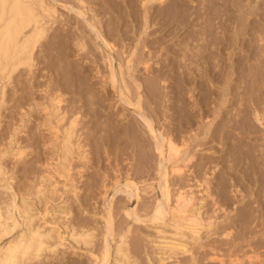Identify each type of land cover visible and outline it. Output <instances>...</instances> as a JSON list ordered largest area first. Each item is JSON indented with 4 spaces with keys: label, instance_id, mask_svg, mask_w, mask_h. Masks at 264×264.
<instances>
[{
    "label": "rangeland",
    "instance_id": "374dc122",
    "mask_svg": "<svg viewBox=\"0 0 264 264\" xmlns=\"http://www.w3.org/2000/svg\"><path fill=\"white\" fill-rule=\"evenodd\" d=\"M85 1H86L85 8H84L85 16H80L79 18V16H77L76 14L78 10L75 9L76 6H74L75 3L73 0H69V1L68 0H61V1L58 0L57 1L58 3L54 2L53 0H49V3L53 5L54 7H56L55 9L60 15V19L58 20V22L55 23V25H53L48 36L52 37V35L54 36V34H59L60 32H62L63 31L61 30L63 29L62 27L64 26L67 27L66 22L70 23V24L68 23V26L73 25V28H71L72 30L80 26H84L86 29L87 28L86 21H89L91 18V13L88 12V8H90V6L91 8L96 7V11L100 13L101 3L99 2H101L102 0H85ZM95 1L100 6H98V4ZM120 1L122 2V4H124L123 0H119V3H121ZM137 1L139 2V0H135V8H136V11L140 13L142 9L140 8V4ZM182 1H184L185 3V4L182 3L184 6H181ZM211 1L210 0H197V1H194L192 4V1L190 0H169L167 1L168 5H165L167 3H163L165 6L162 4L158 5L159 3L157 1L156 2L154 1L151 4L152 6L149 5L150 6L149 11L151 10L149 16L150 18H152L153 21L150 22L151 25L150 23L148 25L149 28L146 32L148 35L141 36L140 40L138 36H136L138 35L137 34L138 30L135 29L134 25H137L138 22L136 23L134 21L132 22V19H133L132 16L134 13L131 12L132 16L130 17L128 16L125 19V23L127 25L126 24L119 25L120 30L123 31L119 33H124L128 31L127 33L128 39L122 40V38H120V36L117 35L115 36V38L110 40L116 46V52L113 53L115 55L113 57L114 58L116 57V59L113 63L117 64L120 62L121 65H123V67L125 66L124 65L125 57H123L125 54H122V51L128 52L132 46H135L134 45L135 43L138 44L137 48L139 49V52H141L143 55H146V56H148L147 51L149 47H151L150 51H153V52L155 51L154 49H156L155 51L156 54L154 52L151 55H149V57L152 56V59L150 60L149 63L153 67L152 70L157 71V69L162 66L164 67L163 70L165 72L164 74L165 77L161 78V80L157 83V86L152 85V88L154 90H151V91L156 93V95L160 97L156 99V102L153 101L152 99L150 100V98L147 97V95L149 96L151 94L150 92H148L149 90L147 89L148 88L147 86L149 85V80L151 83L152 80L149 78L153 77V74H149V77L147 75H144L145 72L143 70L142 65L136 66V69H135L136 71L134 72V74L139 77V81L141 83H144V87L146 88V91L143 90L142 92L143 93L142 95L144 97L142 99V105L144 108V112L147 115L149 113V116L152 117L151 119L155 122V123L153 122L154 128H156V130L158 128L157 131L163 132V134L165 132L164 135L168 134L169 136H172V138L177 137L178 140H180V138L181 139L185 138L188 141H189V137H192V135L194 134L196 135L195 136L196 138L192 137L194 139H190L189 144H188L189 145L188 152L192 153L194 151L195 153L194 154L195 158L192 161L193 164L190 163L188 167L185 168L183 172H181V174H179L180 176L178 174H176L177 176L173 174L174 175L173 176L170 173L171 178L169 177L170 178L169 181H170V189L172 193L174 192L173 195H175V193H177L178 190H181V191H190L195 196L194 208L200 209L199 210L200 216L202 218V222L204 225V228L201 229L200 231V234L198 237L199 239L198 240L184 239V241H186L185 243L187 244L186 249L189 250L186 253L181 250H178V252L176 251V253H173V252L171 253L170 251H164L158 248L157 245H159V247L160 246L163 247L165 242H170V240H172V235L170 233H172L173 230L170 227L164 226L163 223H160V222L152 223L151 221H146V222L140 223L135 220L134 216L128 217L125 214V211L130 212L133 210L137 214H140V216L142 217L144 215L149 216L148 213H151V210L154 207V204L156 202L155 200L158 197H159L158 199H161V195L159 192V186H158L160 183V176L157 174L159 158L158 156H156L157 154L153 149L154 141L151 138V136L148 135L147 131L145 130L146 128L142 124L138 111L133 109L132 107L125 106V104H123L120 101V98L117 97V92H115L117 90L112 89L108 82L104 84L99 77H96V75H94L96 74L95 73L96 71L94 70L95 67L94 65H92V63H89V62L90 60L93 59L92 58L93 54L99 57L102 55L101 50L96 49L94 45V43H97V45L99 44V46H101L102 43L99 40H95L94 38L95 35L93 34V32L90 31L88 27L86 29L87 35L85 37V42L89 40L86 43L89 46V47L87 46V49L90 48V50L88 51V54L86 52L84 56L85 58H83V55L81 56L80 52H78V50L75 48L73 41L71 39H68L69 42H67L65 46L68 47V45L70 44L68 49L71 51V54L73 53L74 54L71 56L69 50H67L69 51L68 53L67 52L61 53V51H64V49L66 51V48L62 50L61 48L65 46H60L61 50L58 49L60 50L58 52L61 53L59 61L60 60L63 61L62 60L63 58L64 62L66 61L65 63H68V64L72 63L73 66L74 65L76 66L72 67V65L70 64L71 69L70 68L66 69L67 68L65 67L66 64L64 65L63 62L60 61L61 62L60 63L57 61L58 59H56V61L59 63V67L61 65V70L66 69V73L70 74L71 72H74V71H75L74 73L80 72L78 73V75H75L76 78L78 77L77 78L78 80L82 78L83 75H85L79 81L76 78L74 80V83L76 85L78 84V86L80 84V87L77 88L76 86L74 88V87H71L68 83L66 85V83H63L62 81L61 83L63 84H61V86L65 84L64 86H62L63 88L69 85L67 88H70V90L71 89L72 90L69 91L66 87L64 89L65 91L63 90L62 87L60 88L61 91H59L60 89L57 90L59 94L61 93L62 95L61 97H63L62 99L64 100V102L61 104L62 105L61 107H63V104L64 106H66L67 104L69 105L67 106V108H69L70 110L75 104L76 110L74 109V111L75 112L79 111L78 113L81 118H80V123H79L80 125L78 126L79 127L78 133L79 134L81 133L80 141L84 147L86 146L84 150L87 153V158H88V161L86 164V161H83V160L78 161L77 157L74 155V158L72 160V165H71V168L73 170H71L70 172L71 177L74 178V182H75L73 183L72 186L70 185L69 182L65 183L64 178L58 177L56 173H54L53 171L54 164H55L54 162H56V159L54 158V156H53V159L50 157L51 150L48 145V141L53 139L52 137L53 135H49L46 129L42 126V121L45 118V113L41 109V107L39 108L35 105L36 102L43 103L46 101V98H47L46 94L43 96L45 90L43 91L40 88L38 89L36 88L35 90V89H32L33 88L32 86H31L32 91L30 89L29 91L21 90L20 88L24 80L27 77H29L26 73L27 71L26 70L24 71L21 69L14 74V77L11 80V84H9L10 86H7L8 88L6 87L5 89L6 91L4 90L7 99L4 97L3 103L4 102L5 103L0 104V106H2L0 107V157H1L0 167L1 169H3L5 173L4 176H0V198H1L0 200L7 201L8 198L10 197L12 198L14 193L19 192L21 195L24 194V197L27 203L31 205L32 208L34 209L33 210L34 215H35V212L37 211L35 215L36 219H35L34 225L40 226L43 229L45 227L44 230H46V232L50 231L53 236V240L51 241L53 243V246L55 245L58 246L54 254L47 251L41 256L39 260L37 261L34 260L32 264H79V263L80 264H93L94 259L90 257L89 253H91L92 251L94 254L96 255L98 254L97 256H100L101 252L103 251L102 249L104 247L103 236L106 231L105 218L108 217L107 213L109 209L111 210V215L113 216V231H114L115 237L117 238V239L115 238L113 239L112 236H108V244L110 243L109 247L112 246L110 248L111 258L109 259V263L111 264L114 263V251L113 250L115 249V246L117 243L116 241H118L117 236L118 234L126 232V230L128 229H129V232H127L126 235L129 238L126 236L127 237L126 241L128 244L127 247H128L130 262L126 264H264V129L261 128V126H259L255 122V120H253V118H249V116H251V113L249 110H252L253 107L256 108L255 107V105H257L256 103H259L262 99L264 102V96L263 97L260 96L262 99L258 96L259 91L261 95L262 94L264 95V89H262V85L264 84L263 83L264 79H260L261 76L264 78L263 76L264 74H260V70L255 67L256 70H259V74H260L259 76L258 71H255V68L253 69V66H256V63L258 64V61H255L257 58L253 60V57L252 58L248 57V52H245L246 47L242 45L240 46L239 44L234 45L233 47H230V49L228 50H225L223 53L224 55H221V57L219 56L218 58L216 57L217 59L210 57L211 59L209 58L208 63L206 64L204 61H201L198 53H199V50H201L200 53L202 52V50H204V44L206 43L207 39H209L208 41L211 40V43L209 42L208 44L209 50H214L212 49V47L213 48L216 47L217 44H215V42L217 43L220 42L219 39L222 40V37H223L224 31L222 29V25H224L227 22L225 25L228 24V27L227 26L225 27H227V29H229L232 32L234 31L235 27L238 26L236 23H234V21L236 20L235 17H237L236 16L237 12L235 11L236 9L234 7H231L232 5L229 6L230 5L229 1L231 3L233 0H228V1L226 0L227 3L225 0H217V1L213 0L212 4H211ZM215 1H216V4H214ZM241 1H239L240 3L238 4L241 5V3H243V5L245 6L243 5L242 6L244 7V9H246V11H249V9L254 6L256 7V1H257L260 6L258 9V13H260L259 16H263L264 18V9H263L264 0L263 1L262 0H254V1L253 0L252 1L251 0H244V1L241 0ZM234 2H236V0H234ZM177 3H179L180 5ZM217 3L218 4L220 3V5H218ZM95 4H97V6ZM172 4L173 6L175 4H177L178 6H181L184 9L183 11L187 9L185 8V6L189 4V6L187 5L189 13L187 14L185 13L186 15H184L187 17V19L184 16L179 17V19L178 17L177 19L176 17L172 19L171 17L172 15L169 12V11H172V8H175L173 6L170 7V5ZM72 6L74 7V9H72ZM167 6H169V9H167ZM160 7L164 9L165 13L163 10L161 11L159 10L161 9ZM210 7L212 8L210 9ZM225 7H227V9L231 7L234 11L232 15L230 14L231 20H233L231 21V23L229 21L224 20V18H226L225 16H227L226 15L227 9H225ZM231 8H230V12H233ZM218 9H220V11ZM160 12L161 13L163 12V14L160 15ZM214 12L216 14H214ZM217 12L220 15H218ZM223 12L224 13L226 12V13L224 14ZM153 13L155 15L157 14L158 16L156 15L155 17ZM210 13L213 15H210ZM99 15H98L99 19H102L104 22H107L109 14H108V17L107 15L104 16L103 13L100 16ZM212 16L214 19L212 18ZM259 16L249 15L246 13L245 14L246 18L244 19L245 21L241 22V26L243 25V29H245L246 26L248 25L246 29L247 31L246 30L244 31L248 32L250 28L249 23L250 22L252 24L255 23L256 19ZM220 21H223V24ZM76 24L78 25L76 26ZM175 25H178L181 28L180 30L181 32H179V34L177 35L178 38L174 35V33L169 35L171 38L167 34V37L163 39L162 47L168 46L169 48L170 46H172L173 49L178 47L180 51L178 52L176 56L171 57L170 52L169 53H167L168 51L166 52V50L168 49L167 47L165 51L162 50V52L161 51L159 52L157 50L158 46L156 45L150 46L148 41H151L153 38H156V37H160V36L162 37L168 30L172 32L174 28L177 27ZM53 29L54 30L56 29L55 31H57L58 29L59 31H57L56 33ZM203 32H205V34ZM51 33H54V34L51 35ZM258 33L260 35H258ZM262 33L260 32H256V34L253 33L254 34V36H252L253 38L252 37L249 38V36H247L248 34L247 35L245 34L243 35L242 38H245L244 36H246L247 37L246 40L248 39L246 41L247 44L248 43L250 45L253 44L255 45V48L257 47L259 48L264 45V42L260 41L259 39V38L264 39V37H262V35L264 36V31ZM213 35L214 36L216 35L217 37L219 36L218 41H215L216 39L214 40L211 39ZM48 38L50 37H47L46 39ZM46 39L43 40L42 44L44 45L46 44L47 46H50L49 43L51 42V38L48 39V41H46ZM180 39L181 41H183L181 44L177 43L179 42ZM93 40H95V42ZM122 44H124V46ZM146 45L147 47H145ZM47 46L46 47L43 46L38 49V52H37L38 54L37 56L39 57L38 60L41 59L42 55L44 56V54L45 55L47 54V57H48V55L52 52V51L50 52V50H45V49H50V47L47 48ZM184 48L188 50L184 51ZM258 48H257V51L260 52L261 48L259 49ZM42 49L45 51L43 52ZM242 49L244 50L242 51ZM76 50L78 54H76ZM48 51L50 53H48ZM90 52L93 54H91ZM63 53L65 55H63ZM66 54H68V56ZM153 54H155L156 57ZM195 55H197V57H195ZM205 55L208 56V52H205ZM192 56L197 58V60H195V58H192ZM88 57H89V60H88ZM99 57H98V60H99L98 62L100 63L102 75L106 76L108 72V70H106L107 67L105 66V64L100 62ZM237 57L241 59L240 63ZM241 57L243 59H246L248 64L245 63L246 61L243 60ZM46 58H44L45 59L44 60L42 57L43 61L39 60L40 61V63L38 64L39 66H37L36 68L39 67L40 71L36 70L35 75L37 72L38 73L40 72V75L38 73L36 75L39 78V81L41 79V81L43 80L42 83H44L49 80L48 82L51 81V83H53L52 81L54 79L53 74H56V73L51 71V69L54 68L56 61L54 64V61L52 62L49 59L50 61L49 63V61ZM72 58L75 60H73ZM191 58L194 60V62L192 61ZM79 59H80V62L78 61ZM169 59H171L173 61L172 63L174 64L170 63ZM231 60L232 62H230ZM252 60L255 61L256 63L253 62ZM47 61H48V65H45V63L47 64ZM241 61L242 62L244 61V63H242ZM41 62H43V64ZM176 63L182 66L180 67ZM83 64L86 65V68L88 69V71L86 70V68H84ZM168 64H169V67L167 66ZM196 64L198 67L195 66ZM203 64L205 65V67ZM249 64L251 65L253 64V65L252 66L250 65V67H247L249 66ZM43 65L46 67V69ZM79 65H81L82 67L81 70H79L80 68ZM172 65H177V68L176 69L174 68L173 70H171L170 66ZM184 65H185V68L183 67ZM191 65H193V67ZM214 65L217 66L218 69H216ZM48 66L49 67L51 66V67L49 68ZM57 66L58 65H56L55 66L56 68H54L55 71L57 70ZM239 66L240 67L243 66L244 70L240 68ZM189 67L192 70H194V73L191 72L192 74H190V71H188ZM220 67L221 69L223 68L225 69V73H222L223 74L221 75L222 77L216 76L217 78L215 77L214 79V74L212 70L213 71L216 70L215 72H217V70H219ZM72 68L76 70H73ZM206 68L209 71L212 68L213 69L211 70L210 73H208L205 76L203 74V71ZM246 68L247 69L249 68V70H246ZM183 69H184V73L188 76V78L187 76L186 78L190 80L189 81L187 80L188 83L186 84L182 83L181 87H179L177 83L179 75L178 74H177L178 76L175 75L177 77L176 79L173 72L176 71L177 73L178 72L181 73ZM82 70H84L86 73L84 71H83L84 74L81 73ZM230 70H237V71L236 73L235 72L231 73ZM252 70H253L252 74L254 75L250 73V71ZM244 71L248 73L246 74L244 73ZM24 72L26 73V76ZM228 73L230 74L228 75ZM41 74L44 77L40 78L39 76H42ZM44 74L48 76L45 77ZM209 74L211 75L210 77H209ZM244 74L246 75L245 77H244ZM50 75H52V78L50 77ZM200 75L201 76L203 75V77L200 78ZM191 76H193V79ZM196 76H199V77H196ZM255 76L256 78L258 77L257 81H256ZM250 77L254 78V80L250 79ZM29 78L27 80L28 82L25 80L24 83L28 85H30L31 83L32 85V82L34 81V79L33 78L29 79ZM22 79H23V82L20 81ZM140 79H142L143 81ZM248 79L249 81L253 80L252 81V83L254 82L253 84L257 83L256 85L258 86V88H256L257 86L256 87L254 86L252 87V85L250 86L251 82H249ZM17 80L19 81L17 82ZM81 80L83 82L86 81V84L83 83ZM127 80L130 81L129 79ZM258 80L259 81L261 80L260 83L262 84H259ZM198 81L202 83L201 87L199 85L197 86ZM19 82L20 84H18ZM13 84L18 85L20 88L18 89L16 86L17 88L16 90ZM183 85L184 87H182ZM130 86L132 87L134 85L130 83ZM192 88H194L193 91H192ZM260 88L263 91L259 90ZM77 89L80 90L79 97H78L79 94H75L78 91ZM73 90H75V93ZM250 90H252L253 92L251 91V93L248 94ZM21 91H23V93ZM49 91L54 92L53 90H49ZM82 91L84 95H81ZM254 92H255V95L257 93L258 95L255 96L253 94ZM246 93L248 95L247 98H249V96L252 94L250 97V99H252L251 101L250 99L248 100L247 98H245ZM23 94L24 95L26 94V95L24 96ZM48 94H51V93L48 92ZM253 95L255 97H253ZM92 97H93L92 99L93 102L90 101ZM134 97L135 96H132L133 99ZM256 97H257V102H255ZM17 98L19 99L17 100ZM26 98H27V101H25ZM223 98L224 99L227 98L224 103L225 105L222 104L224 100ZM94 100L97 102V104L96 102L94 103ZM19 101L20 102L23 101L25 103L22 102L23 104L20 105L21 103ZM246 101H250V104H248V102ZM252 101L254 104L251 103ZM259 104L262 108L259 106ZM259 104L257 105V108L259 107L264 110V103L260 102ZM33 105H35L37 109L34 108L35 106ZM248 106H250V108ZM153 109L155 110V112L152 111ZM247 109H249L248 113L245 114V111L247 112ZM93 110L94 112H96L95 115H94ZM219 111L221 112V114ZM192 112L194 113L192 114ZM70 115L71 113L67 115L66 119H68V116ZM21 119H22V122H21ZM66 119L63 121V124L61 123L62 126L60 127V130H62V128L66 125L65 124L67 122ZM247 120L248 122H246ZM210 121H213V122H210ZM20 122L23 123V125ZM207 123L209 124V127ZM247 123H249L250 125ZM256 124H257V127H256ZM14 127L17 128V131H14L15 129ZM127 127H132V128L135 127L134 129H135L136 134L133 132L134 129H131V132H129L130 128H127ZM171 128L173 129L176 128L177 130L176 129L173 130ZM189 129L191 131H189ZM208 129H209V134H206V132L208 133ZM108 132H110L109 133L110 136H108ZM12 133H14L13 136L15 135L14 136L15 139L13 138ZM128 133L129 134L131 133L133 136H131V134L129 135ZM58 134L61 136L60 133ZM36 135L37 136L40 135V136L37 137ZM32 136L35 138H30ZM112 136H115V137L122 136V138L117 137V140H116V138ZM204 136H207V137H204ZM10 137L12 138V140H10ZM45 138H48V139H45ZM9 142H11L12 144ZM119 143L121 145H119ZM135 144H137V146ZM148 144H150L149 147L147 146ZM19 147L26 151L25 156L23 157L22 160L17 159L18 157L17 150ZM98 147H102V148H98ZM125 148H127V150ZM147 153L149 156L147 155ZM42 175H46L48 177L54 176L51 182L55 184L53 185V184L46 183L45 186L47 188L44 191V193H46L45 197L43 195H42L43 197L42 196L38 197L37 195L33 194L34 190L32 191L30 182L39 181ZM103 177L104 179H102ZM174 178L176 179V181ZM4 179H8V182L11 183L10 188H8L7 185L5 187L6 183L3 182ZM207 179L209 181V187H210L209 194L211 196H207L206 191H204L205 189H204L203 181ZM88 182L91 184H89ZM126 182H132L138 186L139 191H140V196L138 199L135 197H131V196L129 197V195L125 192ZM102 183H105L106 185L105 189L101 188V186L103 185ZM64 185L68 186V191L70 193L68 192L67 194L65 193ZM74 187H76L77 192L73 191L75 189ZM102 189L105 191H102ZM52 190H54L53 192L54 194L50 193ZM173 197H172V201L174 200ZM18 201H19V198H17V202ZM45 208L50 213V214L48 213V215H45L46 217L43 216L45 214ZM38 213H41V214L38 215ZM15 217L18 221H20L18 212L15 213ZM209 222L213 224L210 228H208L207 226ZM83 224L85 226L84 229L86 231L87 230H90L91 232L93 231V234H94L92 238L93 242H91V245L86 246V247L84 245L83 247H81L82 246L81 244H76L70 238L72 227L77 228ZM22 229H23L22 227L18 228L16 230L17 232L15 231V233H12L10 236L4 239V241L0 244V246L12 240L15 236L18 235L19 232H22ZM158 229L161 231H164V233H158ZM58 234H60V237H63L65 239L59 240ZM187 234L189 233L187 232ZM129 239L130 241H128Z\"/></svg>",
    "mask_w": 264,
    "mask_h": 264
},
{
    "label": "bare ground",
    "instance_id": "6f19581e",
    "mask_svg": "<svg viewBox=\"0 0 264 264\" xmlns=\"http://www.w3.org/2000/svg\"><path fill=\"white\" fill-rule=\"evenodd\" d=\"M54 2H57L58 0H53ZM61 1V0H60ZM69 1V0H68ZM74 1V3H75V5L74 6H76V8L75 9H77L78 10V12L76 13L77 14V16H79V18H80V16H85V14H84V8H85V4H86V1L85 0H73ZM158 2L159 4L158 5H160V4H162V5H164L163 3H167V1H169V0H139V4H140V8L142 9L141 10V12L139 13V12H137L136 11V8H135V0H123V3L124 4H122V2L121 3H119V0H118V2H117V0L116 1H114V0H102L101 2H99V3H101V14L103 13L104 14V16H106L107 15V17H108V14H109V17H108V20H107V22H104L102 19H99L98 18V15L100 14L99 12H97L96 11V7H93V8H91V6H90V8H88V12H90L91 13V18H90V20L89 21H86V25H87V28L89 27V29H90V31L91 32H93V34L95 35V40H99L102 44H101V46H99V44L97 45V43H94V45H95V48L96 49H98V50H101V52H102V55L99 57V56H97V55H94L93 53H91V54H93L92 55V60H90V62L89 63H92V65H94V67H95V73L96 74H94V75H96V77H99L101 80H102V82L104 83V84H106V82H108L109 83V85L111 86V88L112 89H114V90H117V91H115V92H117V97H119L120 98V101L123 103V104H125V106H129V107H132L133 109H135V110H137L138 111V113H139V117H140V119H141V121H142V124H143V126H145V130L147 131V133H148V135H150L151 136V138L153 139V141H154V147H153V149H154V151L156 152V156H158V158H159V162H158V168H157V174L160 176V183H159V192H160V195H161V199H156L155 201V204H154V207L152 208V210H151V213H148L149 214V216H146V215H144L143 217L142 216H140V214H137L136 212H134L133 210L132 211H125V214L128 216V217H131V216H134V218H135V220L137 221V222H140V223H142V222H146V221H151L152 223H163V225L164 226H168V227H170L173 231H172V233H170L171 235H172V240H170V242H165V244L164 245H166V246H164L163 245V247L162 246H160L159 247V245H157L158 246V248H160V249H162V250H164V251H170L171 253L173 252V253H176V251L178 252V250H181V251H184L185 253L186 252H188L189 250L188 249H186V247H187V244L185 243L186 241H184V239H186V240H189V239H192V240H198L199 238V234H200V231H201V229H203L204 228V225H203V222H202V218H201V216H200V209H196V208H194V200H195V196L192 194V192H190V191H181V190H178L177 191V193H175V195H173V193H172V191H171V189H170V181H169V179L171 178V176H170V173L173 175V174H181V172H183V170L185 169V168H187L188 167V165L190 164V163H192V161H193V159L195 158V153H194V151L192 152V153H190V152H188L189 150H188V147H189V141H190V139H194V138H192V137H195L196 135L194 134V135H192V137H189V141L188 140H186L185 138L184 139H181L180 138V140H178L177 139V137H175V138H172V136H169L168 134L167 135H164L165 134V132H164V134H163V132H159V131H157L158 130V128H157V130H156V128H154V125H153V120L151 119L152 117H150L149 116V113H148V115L147 114H145V112H144V108H143V105H142V99L144 98L143 97V90H145L146 91V88L144 87V83H141L140 81H139V77L138 76H136L135 74H134V72L136 71L135 69H136V66H138V65H142L143 66V70H144V72L146 73H144V75H147L148 77H149V74H153V77H151V78H149V79H151L152 81H151V83H150V80H149V85L147 86L148 88V92H150L149 94V96L147 95V97H149L150 98V100L152 99L153 101H155L156 102V99L157 98H160V97H158V95H156V93H154V92H152L151 90H154L153 88H152V85L153 86H157V83L161 80V78L162 77H165L164 76V74H165V72H164V67H160V68H158L157 69V71H154V70H152V65L149 63L150 62V60L152 59V56H150L149 57V55H151L152 53H154L155 51H156V49H154L155 51L153 52V51H150V48L151 47H149V49H148V51H147V54H148V56H146V55H143L141 52H139V49L137 48V43H135L134 44V42H133V44L135 45V46H132L131 48H130V50L127 52V51H122V54H125L123 57H125V66L123 67V65H121V63L119 62V63H113L114 61H115V59H116V57L114 58L113 56H115L113 53L114 52H116V46L110 41L111 39H113V38H115V36H117V35H119L120 36V38H122V40H127L128 38V36H127V33H128V31L127 32H124V33H119V32H123V31H121L120 30V24H126L125 23V19H126V17H130V16H132V13H134L133 14V16H132V22L134 21L135 23L136 22H138L137 23V25H134V27H135V29L136 30H138V35H136V36H138V38H139V40H140V38H141V36H144V35H148L146 32H147V30H148V25H149V23L150 22H152L153 20H152V18H150V16H149V14H150V11H149V5H151L153 2ZM190 1H192V4H193V2L194 1H197V0H190ZM211 1V0H210ZM217 1V0H216ZM216 1H215V3L214 4H216ZM226 1V0H225ZM225 1H224V3H225ZM228 1V0H227ZM227 1H226V3H227ZM239 1H241V0H236V2H234V0L230 3V1H229V6H231V7H234L236 10V12H237V17H235L236 18V20L234 21V23H236L238 26H236L235 27V29H234V31L232 32V31H230L229 29H227V27H228V24L227 25H222L223 24V21L225 20V21H229L230 23H231V21H233V20H231V15H232V13H234V11H233V9H232V11L233 12H230V8H228L227 9V7H225V9H227V16H225L226 18H224V20L223 21H220L222 24V29H223V31H224V33H223V37H222V40L221 39H219L216 35L214 36H212V38L211 39H216L215 41H218V39H219V41L220 42H215V44H217L216 45V47L215 48H213L212 47V49H214V50H209V48H208V44H209V42L211 43V40L210 41H208L209 39H207L206 40V43L204 44V50H202V52L200 53V51L201 50H199V53H198V55H199V57H200V59H201V61H204L205 62V64L206 63H208V59L210 58V57H212V58H215V59H217L219 56L221 57V55H224L223 53H224V51L225 50H228V49H230V47H233L234 45H242V46H245L246 48V50H245V52H248V57H250V58H252L253 57V60L255 59V58H257L255 61H258V64L255 62V61H253V62H255L256 63V66H253V69L256 67L257 69H259L260 70V74H264V49H262V48H264L263 46L262 47H259V48H261L260 49V52H258L257 51V48H255V45H253V44H247V40H246V36H244L245 38H242L243 37V35H247V36H249V38L250 37H252V36H254V34L253 33H255L256 34V32H260V33H262L263 31H264V18H263V16H259V14L260 13H258V9H259V3L256 1V7L254 6V7H252V8H250L249 9V11H246V9H244V7L243 6H245V5H243V3H241V5H239L238 3H240ZM244 1V0H243ZM252 1V0H251ZM254 1V0H253ZM263 1V0H262ZM96 2V1H95ZM136 2V3H137ZM175 2V1H174ZM178 2V1H177ZM185 2H187V1H185ZM189 2V1H188ZM242 2V1H241ZM248 2V1H247ZM58 3V2H57ZM60 3V2H59ZM97 3V2H96ZM185 4L184 3V1H182L181 2V6H184L183 4ZM196 3V2H195ZM213 3V0L211 1V4ZM56 4V3H55ZM98 4V3H97ZM97 4H95L96 6H97ZM174 4V3H173ZM173 4L172 5H170V7H172L173 6ZM177 4H179V3H177ZM177 4H175V5H177ZM218 4V3H217ZM222 4V3H221ZM138 5V4H137ZM161 5V6H162ZM165 5H168V3L167 4H165ZM164 5V6H165ZM173 6V7H175V8H172V11H169L170 13H171V17H172V19L173 18H175L176 17V19H177V17H178V19H179V17H182V16H184V15H186L187 13H189V11H188V7H187V5L189 6V4H187L186 6H185V8H187V9H185V11H183L184 9L181 7V6ZM180 5V4H179ZM191 5V4H190ZM195 5V4H194ZM218 5H220V3L218 4ZM217 5V6H218ZM225 5V4H224ZM243 5V6H242ZM252 5H253V3H252ZM98 6H100L99 4H98ZM152 6V5H151ZM193 6V5H192ZM247 6H249V5H247ZM191 7V6H190ZM222 7V6H221ZM56 7H54L53 5H51L50 3H49V0H0V104H2L3 103V101H4V97L6 98V95H5V89H6V87L7 86H10L9 84H11V80H12V78L14 77V74L16 73V72H18L19 70H26L27 72V75L32 79H34V81L32 82V85H31V83H30V85H28V84H26V83H24L25 82V80L27 81L28 80V78L29 77H27L25 80H24V82H23V79L22 80H20V81H22L23 82V84H22V82H21V88L18 86V85H14L15 86V88H16V86H17V88L19 89H21V90H28L29 91V89L31 90V88L32 89H35L36 90V88L38 89V88H40L41 90H45L44 91V94H43V96L46 94V96H47V98H46V101L45 102H43V103H37L36 102V106L37 107H41V109L44 111V113H45V118H44V120L42 121V126L46 129V131L49 133V135H53L52 137H53V139L52 140H50V141H48V145H49V147H50V150H51V158L53 159V156H54V158L56 159V162H54L55 164H54V169H53V171H54V173H56V175L58 176V177H60V178H64V180H65V183L66 182H69L70 183V185L72 186L73 185V183H75L74 182V178L73 177H71V174H70V172H71V170H73L72 168H71V165H72V160H73V158H74V155L77 157V159H78V161H81V160H83V161H86V164H87V161H88V158H87V153L85 152V150H84V148L86 147H84L82 144H81V141H80V139H81V133L79 134L78 133V129H79V123H80V115H79V111L77 112H75L74 111V109L76 110V108H75V104L73 105V107L69 110V108H67V106H69V105H67L66 104V106H64V104H63V107H61L62 105V103L64 102V100L62 99L63 97H61L62 95H61V93L59 94L58 92H57V90H59L62 86H64V85H62L61 86V84H63V83H66V85H67V83L71 86V87H76L77 86V88L78 87H80V84H79V86H78V84L76 85L75 83H74V80H75V75H78V73H80V72H78L79 70H81V65H79L80 66V68H79V70L77 71L78 73H74V72H71L70 74H68V73H66V69H71V65H72V63H70V64H68V63H65L64 62V59L62 58V60L63 61H61V62H63V64L65 65V67H67L66 69H64V70H61V65H60V67H59V63L58 62H60L59 61V59H60V55H61V53L62 52H69L70 50L68 49V47H69V45H68V47H66L65 45H66V43L67 42H69L68 41V39H71L72 41H73V44H74V46H75V48L78 50V52H80V54H81V56L83 55V58H85L84 56H85V54H86V52H87V54H88V51L90 50V48L89 49H87V43L86 42H88V41H86L85 42V37H86V35H87V33H86V29H85V27L84 26H80V27H76V28H74V30H72L71 28H73V25L72 26H68V23L69 22H66L67 23V27H65L64 25V27H62L63 29H61V30H63L62 32H60L59 34H54L55 32L57 33V31H59L58 29H57V31H55L54 29V33H51V35L52 34H54V36L52 35V37L51 36H48V34H49V32H50V30L52 29V27H53V25H55V23L56 22H58V20L60 19V15L58 14V12H57V10L55 9ZM71 8V7H70ZM95 8V9H94ZM99 8V7H98ZM161 8V7H160ZM166 8V7H165ZM182 8V9H181ZM212 7H210V9H211ZM72 9H74V7L72 6ZM137 9H139V8H137ZM151 9V8H150ZM167 9H169V6H167ZM192 9V8H191ZM214 9H215V7H214ZM222 9V8H221ZM264 9V8H263ZM76 10V11H77ZM160 11L161 10H163L164 11V9H159ZM196 10V9H195ZM198 10V9H197ZM219 11H220V9H218ZM224 10V9H223ZM75 11V12H76ZM217 11V10H216ZM218 11V12H219ZM222 11V10H221ZM96 12H97V14H96ZM132 12V13H131ZM155 12V11H154ZM157 12V11H156ZM192 12V11H191ZM190 12V13H191ZM212 12H213V10H212ZM218 12H217V14H218ZM230 12V13H229ZM158 13V12H157ZM164 13H165V11H164ZM186 13V14H185ZM224 13V12H223ZM226 13V12H225ZM224 13V14H225ZM249 14V15H254V16H259L257 19H256V22L255 23H249V25H250V28H249V30H248V32H246L247 30V26H246V28L245 29H243V25L241 26V22H244L245 20V18L247 17H245V14ZM84 14V15H83ZM100 14V15H101ZM163 14V12L161 13L160 12V15H162ZM193 14H194V12H193ZM196 14V13H195ZM198 14V13H197ZM214 14H216L215 12H214ZM231 14V15H230ZM62 15V14H61ZM99 15V16H100ZM153 15H155L154 13H153ZM157 15V14H156ZM156 15H155V17H156ZM159 15V16H160ZM166 15V14H165ZM210 15H213V14H211L210 13ZM218 15H220V14H218ZM234 15V14H233ZM75 16V15H74ZM158 16V15H157ZM190 16V15H189ZM215 16V15H214ZM184 17H186V16H184ZM216 17V16H215ZM72 18V17H71ZM170 18V17H169ZM190 18V17H189ZM212 18H213V16H212ZM250 18V17H249ZM73 19V18H72ZM76 19V18H75ZM186 19H187V17H186ZM214 19V18H213ZM213 19H212V21H213ZM223 19V18H222ZM221 19V20H222ZM233 19V18H232ZM86 20V19H85ZM180 20H181V18H180ZM215 20H217V19H215ZM246 20H248V19H246ZM255 20V19H254ZM177 21V20H176ZM224 21V22H225ZM79 22V21H78ZM183 22V21H182ZM80 23V22H79ZM106 23H107V25H106ZM214 23H216V22H214ZM214 23H213V25H214ZM70 24V23H69ZM81 24V23H80ZM83 24V23H82ZM155 24V23H154ZM175 24V23H174ZM183 24V23H182ZM181 24V25H182ZM218 24V23H217ZM233 24V23H232ZM59 25V24H58ZM66 25V24H65ZM74 25H75V23H74ZM78 24H76V26H77ZM85 25V26H86ZM127 25V24H126ZM130 25V24H129ZM150 25H151V23H150ZM153 25V24H152ZM156 25V24H155ZM180 25V26H181ZM184 25V24H183ZM131 26V25H130ZM138 26V27H137ZM175 26H177L176 28H174V30L171 32L170 30H168V31H166V33L161 37H156V38H153L151 41H148V43L150 44V46H153V45H156V46H158L157 47V50L160 52H162V50H166V47L168 48V46H163L162 47V45H163V39L165 38V37H167V34H168V36L170 35V34H172V33H174V35L177 37V35L179 34V32H181L180 30H181V28L178 26V25H175ZM210 26V25H209ZM225 26H227V27H225ZM230 27V26H229ZM242 27V28H241ZM54 28H55V26H54ZM217 28V27H216ZM220 28V27H219ZM211 29V28H210ZM213 29V28H212ZM231 29V28H230ZM60 30V31H61ZM124 30V29H123ZM185 30V29H184ZM209 30V29H208ZM244 30H246V31H244ZM251 31H252V33H251ZM90 32V33H91ZM208 32V31H207ZM211 32V31H210ZM209 32V33H210ZM230 32H232V33H230ZM204 34H205V32H203ZM89 34V33H88ZM263 34V33H262ZM203 35V34H202ZM211 35V34H210ZM209 35V36H210ZM258 35H260L259 33H258ZM174 36V37H175ZM181 36V35H180ZM208 36V37H209ZM222 36V35H221ZM47 37H50L51 38V42L49 43L50 44V46H47L46 44L44 45V44H42L43 43V40H45ZM91 37V36H90ZM170 37V36H169ZM259 37V36H258ZM262 37H264L263 35H262ZM50 38H48V39H50ZM171 38V37H170ZM178 38V37H177ZM253 38V37H252ZM48 39H46V41H48ZM175 39V38H174ZM260 39V41H263L264 42V39L262 38H259ZM92 40V39H91ZM95 40H93L94 42H95ZM121 40V39H120ZM138 40V41H139ZM205 40V39H204ZM185 41V40H184ZM253 41V40H252ZM71 42V41H70ZM97 42V41H96ZM183 41H181V39L179 40V42H177V43H182ZM248 42H250V41H248ZM172 43V42H171ZM252 43H254V42H252ZM73 44H72V46H73ZM214 44V43H213ZM261 44H262V42H261ZM102 45H103V47H102ZM123 46H124V44H122ZM166 45V44H165ZM175 45H177V44H175ZM174 45V46H175ZM43 46H47V48L48 47H50V49H45V50H50V52L48 51V53H50L49 55H48V57H47V54L45 55L44 54V56L42 55L41 56V59H39L40 61L42 60L43 61V59L44 58H46L48 61H49V59H50V61H54V64H55V61H56V59H58L57 61H56V64H55V66L56 65H58L57 66V70L55 71L54 70V68H56L55 66H54V64H53V66H54V68L53 69H51V71H53L54 73H56V74H53L54 75V79L52 80V79H50V80H52L53 81V83H51V81L50 82H44V83H42V81H41V79H40V81H39V78L36 76L37 75V73H36V75H35V71L37 70V71H40L39 69V67L38 68H36L37 66H39L38 64L40 63V61L38 60V54H37V52H38V49L40 48V47H43ZM60 46H65V47H63V48H61L62 50L64 49V48H66V51H65V49H64V51H61V53L60 52H58V51H60L61 49H60ZM180 46V45H179ZM213 46H215V45H213ZM259 46H260V44H259ZM71 47V46H70ZM89 47V46H88ZM129 47V46H128ZM144 47V46H143ZM145 47H147V45L145 46ZM94 48V49H95ZM172 48V46H170L167 50H166V52L167 53H169L170 52V54H171V57H174V56H176L177 54H178V52L180 51L179 49H178V47L177 48H175V49H171ZM202 48V47H201ZM258 48V49H259ZM58 49H60V50H58ZM74 49V48H73ZM95 49V50H96ZM159 49H161V50H159ZM181 49V48H180ZM200 49V48H199ZM41 50V49H40ZM43 50V49H42ZM45 50H43V52L45 51ZM67 50H69V51H67ZM77 50H76V54H78L77 53ZM87 50V51H86ZM182 50V49H181ZM186 49L184 48V51H185ZM188 50V49H187ZM186 50V51H187ZM236 50V49H235ZM244 49H242V51H243ZM75 51V50H74ZM73 51V52H74ZM92 51V50H91ZM157 51V52H158ZM241 51V50H240ZM53 52H55V53H53ZM93 52V51H92ZM205 52H208V56L207 55H205ZM236 52V51H235ZM204 53V54H203ZM234 53V52H233ZM40 54V53H39ZM54 55V56H52V55ZM74 54V53H73ZM73 54H71V51H70V55L72 56ZM96 54V53H95ZM155 54H156V52H155ZM155 54H153V55H155ZM161 54V53H160ZM197 54V53H196ZM63 55H65L64 53H63ZM67 56H68V54H66ZM70 55H69V57H70ZM158 55V54H157ZM234 55V54H233ZM78 56V55H77ZM93 56H95V57H93ZM169 56V55H168ZM193 56H194V54H193ZM192 56V58H195V57H197V55H195V57H193ZM241 56V55H240ZM239 56V57H240ZM243 56V55H242ZM247 56V55H246ZM42 57H43V59H42ZM62 57V56H61ZM66 57V56H65ZM69 57H67V58H69ZM98 57H99V59H100V62H102L103 64H105V66L107 67V69L106 70H108V72H107V74H106V76H104V75H102V72H101V68H100V63L98 62L99 60H98ZM118 57H120V56H118ZM155 57H156V55H155ZM217 57V58H216ZM239 57H237V59H239ZM83 58H81V59H83ZM87 58V57H86ZM134 58H135V60H134ZM176 58V57H175ZM191 58V59H192ZM242 58V57H241ZM245 58V57H244ZM73 59V58H72ZM199 59V60H200ZM211 59V58H210ZM243 59V58H242ZM248 59V58H247ZM45 60V59H44ZM69 60V59H68ZM73 60H75V59H73ZM88 60H89V57H88ZM170 60V61H169ZM168 61L170 62V63H172L173 61L171 60V59H169ZM190 60V59H189ZM195 60H197V58H195ZM224 60H226V59H224ZM240 60L241 59H239V63H240ZM243 60H245L246 61V59H243ZM48 61H47V64L45 63V65H48ZM50 61H49V63H50ZM70 61V60H69ZM68 61V62H69ZM79 62H80V59L78 60ZM167 61V60H166ZM192 61L194 62V60L192 59ZM201 61H200V63H201ZM46 62V61H45ZM60 62V63H61ZM73 62V61H72ZM77 62V61H76ZM88 62V61H87ZM175 62V61H174ZM230 62H232V60L230 61ZM242 62V61H241ZM250 62V61H249ZM42 64H43V62H41ZM58 63V64H57ZM82 63V62H81ZM242 63H244V61L242 62ZM245 63H247V61L245 62ZM52 64V63H51ZM51 64H49V65H51ZM74 64V63H73ZM76 64V63H75ZM172 64H174V63H172ZM177 64V63H176ZM248 64V63H247ZM68 65H69V67H68ZM171 65V64H170ZM178 65V64H177ZM177 65H172V66H170L171 68V70H173L174 68L176 69L177 68ZM204 65V64H203ZM202 65V66H203ZM222 65H223V63H222ZM239 65H241V64H239ZM250 65L251 64H249V66H247V67H250ZM253 65V64H252ZM251 65V66H252ZM44 66V65H43ZM52 66V67H53ZM63 66V65H62ZM74 66H76V65H74ZM73 65H72V67H74ZM83 66H84V68H86V65H84L83 64ZM90 66V65H89ZM154 66V65H153ZM164 66V65H163ZM168 67H169V64L167 65ZM178 66H180V65H178ZM182 66V65H181ZM180 66V67H181ZM187 66V65H186ZM192 67H193V65H191ZM195 66H197V64L195 65ZM194 66V67H195ZM202 66H201V68H202ZM207 66H209V65H207ZM215 66V65H214ZM45 67V66H44ZM43 67V68H44ZM49 67V66H48ZM51 67V66H50ZM49 67V68H50ZM102 67V66H101ZM184 68H185V65L183 66ZM198 67V66H197ZM204 67H205V65H204ZM226 67V66H225ZM240 67V66H239ZM42 68V69H43ZM64 68V67H63ZM78 68V67H77ZM105 68V67H104ZM200 68V67H199ZM215 68L216 69H218V67L217 66H215ZM215 68H214V70H215ZM234 68V67H233ZM240 68H242L243 69V66L242 67H240ZM245 68V67H244ZM256 68H255V71H258V74H259V70H256ZM45 69H46V67H45ZM73 69V68H72ZM187 69V68H186ZM185 69V70H186ZM195 69V68H194ZM213 69V68H212ZM211 69V70H212ZM224 69V68H223ZM223 69H221V67H220V69L219 70H217V72H215V71H213L212 70V72H213V74H214V79H215V77L216 76H220V77H222L221 75H223L222 73H225V69H224V71H223ZM50 70V69H49ZM73 70H76V69H73ZM86 70L88 71V69L86 68ZM92 70V69H91ZM180 70V69H179ZM182 70V69H181ZM211 70L209 71V70H207V68L206 69H204V71H203V74L206 76L208 73H210L211 72ZM244 70V69H243ZM246 70H249V68L247 69L246 68ZM251 70V69H250ZM48 71V70H47ZM65 73H64V72ZM83 71L84 70H82L81 71V73H83ZM93 71V70H92ZM91 71V72H92ZM178 71V70H177ZM188 71H190V74H192L191 72H193L194 73V70H192L190 67L188 68ZM199 71H200V69H199ZM231 71V73H233V72H235L236 73V71L237 70H230ZM240 71H241V69H240ZM21 72V71H20ZM52 72V73H53ZM85 72V71H84ZM104 72V71H103ZM239 72V71H238ZM252 72H253V70L252 71H250V73L252 74ZM25 73V72H24ZM26 73H25V76H26ZM51 73V74H52ZM86 73V72H85ZM138 73V72H137ZM174 73V76L176 75V76H178L179 75V78H178V81H177V83H178V86L179 87H181V85H182V83H188L187 82V78H188V76L184 73V69H183V71L181 72V73H177L176 71H174L173 72ZM198 73V72H197ZM197 73H195V74H197ZM244 73H246L245 71H244ZM248 73V72H247ZM246 73V74H247ZM249 73V74H250ZM256 73V72H255ZM39 75H40V72L38 73ZM46 74V73H45ZM44 74V75H45ZM84 74V73H83ZM82 74V75H83ZM171 74V73H170ZM178 74V75H177ZM190 74H188V75H190ZM202 74V73H201ZM212 74V73H211ZM227 74V73H226ZM230 73H228V75H229ZM258 74H257V76H258ZM260 74H259V76H260ZM38 75V76H39ZM42 75V74H41ZM70 75V76H69ZM88 75V74H87ZM91 75V74H90ZM252 75H254V74H252ZM252 75H251V77H252ZM256 75V74H255ZM24 76V77H25ZM48 76V75H47ZM46 75H45V77H47ZM83 76H85V75H83ZM83 76H82V78H83ZM175 76V77H176ZM186 76H187V78H186ZM211 75L209 74V77H210ZM225 76V75H224ZM246 75L244 74V77H245ZM249 76V75H248ZM247 76V77H248ZM264 76V75H263ZM38 79H37V78ZM40 78L41 77H44L43 75L42 76H39ZM50 77L52 78V75H50ZM94 77V76H93ZM93 77H91V78H93ZM172 77V76H171ZM192 77V79H193V76H191ZM196 77H199V76H196ZM195 77V78H196ZM201 77H203V75L201 76L200 75V78ZM230 77V76H229ZM236 77V76H235ZM250 77V79H253L254 80V78H251ZM29 78V79H30ZM78 78V77H77ZM76 78V79H77ZM80 78V77H79ZM82 78H80V79H82ZM95 78V77H94ZM98 78V79H99ZM194 78V79H195ZM217 78V77H216ZM255 78H256V76H255ZM37 79V80H36ZM79 79V80H80ZM97 79V78H96ZM127 79H129L130 81H128ZM143 79V78H142ZM142 79H140V80H142ZM176 79H177V77H176ZM220 79V78H219ZM228 79V78H227ZM257 79H258V77L256 78V81H257ZM260 79H264L262 76H261V78ZM65 80V81H64ZM78 80V79H77ZM78 80V81H79ZM84 80H85V78H84ZM86 80H87V78H86ZM93 80V79H92ZM144 80V79H143ZM142 80V81H143ZM190 80V79H189ZM188 80V81H189ZM196 80V79H195ZM253 80H251V81H249V79H248V81L249 82H251L250 83V86L252 85V87L254 86V87H256L257 85V83H255V84H253L252 83V81ZM19 80H17V82H18ZM63 81V83H61ZM82 81V80H81ZM220 81V80H219ZM229 81V80H228ZM255 81V82H256ZM259 81V80H258ZM261 81V80H260ZM260 81H259V84H262V83H260ZM28 82V81H27ZM30 82H31V80H30ZM72 82V83H71ZM83 82V81H82ZM204 82V81H203ZM209 82H210V80H209ZM217 82V81H216ZM233 82V81H232ZM83 83H85L86 84V81H84ZM95 83H96V81H95ZM101 83V82H100ZM130 83H132L134 86H130ZM208 83V82H207ZM231 83V82H230ZM264 83V82H263ZM18 84H20V82L18 83ZM88 84H89V82H88ZM147 84V83H146ZM224 84H225V82H224ZM227 84V83H226ZM249 84V83H248ZM258 84V85H259ZM68 85V86H69ZM82 85V84H81ZM151 85V86H150ZM191 85V84H190ZM200 86L201 87V85H202V83L201 82H197V86ZM32 86V87H31ZM67 86V87H68ZM83 86V85H82ZM247 86V85H246ZM249 86V87H250ZM66 87V86H65ZM65 87L63 88V90L65 89ZM66 87V88H67ZM86 87V86H85ZM104 87V86H103ZM182 87H184V85L182 86ZM210 87V86H209ZM264 87V84L262 85V89H264L263 88ZM8 88V87H7ZM14 88V87H13ZM17 88H16V90H17ZM73 88V89H74ZM196 88V87H195ZM251 88V87H250ZM256 88H258V86L256 87ZM69 91H71L70 90V88H67ZM66 89V90H67ZM89 89V88H88ZM111 89V90H112ZM179 89V88H178ZM188 89V88H187ZM193 89L194 88H192V91H193ZM197 89V88H196ZM212 89V88H211ZM230 89V88H229ZM252 89V88H251ZM261 88L259 89V90H261V91H263ZM5 90V91H4ZM8 90V89H7ZM48 90V91H47ZM49 90H53L54 92H52V91H49ZM56 90V91H55ZM76 90V89H75ZM75 90H73L74 91V93H75ZM78 91H77V93H75V94H79L78 95V97L80 96V93H79V89H77ZM134 90V91H133ZM258 90V89H257ZM258 90V91H259ZM32 91V90H31ZM59 91H61V89L59 90ZM65 91V90H64ZM251 91L252 90H250L249 92H248V94H250L251 93ZM22 93H23V91H21ZM48 92H50L51 94H48ZM63 92V91H62ZM85 92H86V90H85ZM211 92V91H210ZM253 92V91H252ZM17 93V92H16ZM37 93V92H36ZM42 93V92H41ZM40 93V94H41ZM67 93V92H66ZM71 93V92H70ZM82 93H83V91H82ZM81 93V95H84V93L82 94ZM90 93V92H89ZM228 93V92H227ZM9 94V93H8ZM27 94V93H26ZM25 94V95H26ZM33 94V93H32ZM148 94V93H147ZM226 94V93H225ZM254 95H255V92L253 93ZM5 95V96H4ZM24 95V94H23ZM24 95V96H25ZM35 95V94H34ZM145 95V94H144ZM252 95V94H251ZM251 95L249 96V98H247L248 97V95H247V93H246V97L245 98H247L248 100L250 99V97H251ZM253 95V97H255L256 95H258V93L254 96ZM31 96V95H30ZM36 96V95H35ZM97 96V95H96ZM132 96H135L134 97V99L132 98ZM161 96V95H160ZM259 97L261 96V97H263L264 95L262 94L261 95V93H260V91H259V95H258ZM15 97V96H14ZM20 97H21V95H20ZM26 97H28V96H26ZM33 97V96H32ZM41 97V96H40ZM211 97V96H210ZM259 97H258V99H259ZM260 97V98H261ZM25 98V97H24ZM23 98V99H24ZM82 98V97H81ZM99 98V97H98ZM173 98V97H172ZM176 98V97H175ZM178 98V97H177ZM7 99V98H6ZM19 98H17V100H18ZM22 99V98H21ZM39 99V98H38ZM93 97L91 98V100L90 101H92L93 102ZM224 99V98H223ZM227 99V98H226ZM226 99H224L223 100V103L222 104H224L225 103V101H226ZM262 99V98H261ZM14 100V99H13ZM30 100V99H29ZM81 100V99H80ZM174 100V99H173ZM177 100V99H176ZM204 100V99H203ZM252 99H250V101H251ZM254 100V99H253ZM25 101H27V98H26V100ZM66 101V100H65ZM96 101H97V99H96ZM95 100H94V103L96 102ZM221 101V100H220ZM250 101H246V102H248V104H250ZM259 101V100H258ZM20 102V101H19ZM23 102V101H22ZM20 102L21 104L20 105H22L23 103H25V102ZM69 102V101H68ZM101 102V101H100ZM99 102V103H100ZM255 102H257V97H256V101ZM260 102H262V103H264L263 102V99L260 101ZM259 102V103H260ZM5 103V102H4ZM3 103V104H4ZM31 103V102H30ZM72 103V102H71ZM81 103V102H80ZM98 103V104H99ZM219 103V102H218ZM221 103V102H220ZM227 103V102H226ZM251 103H253V101L251 102ZM259 103H256L257 105L259 104ZM8 104V103H7ZM96 104H97V102H96ZM228 104H229V102H228ZM254 104V103H253ZM252 104V105H253ZM18 105V104H17ZM35 105H33V106H35ZM219 105V104H218ZM225 105V104H224ZM257 105H255V107L256 108H254L253 107V109L252 110H249V109H247V112L245 111V114L246 113H248V110L250 111V113H251V116H249V118H253V120H255V122L259 125V126H261V128H263L264 129V110L263 109H261L262 107L260 106V104H259V106L261 107V108H257ZM36 106L34 107V108H36ZM72 106V105H71ZM70 106V107H71ZM77 106V105H76ZM79 106V105H78ZM156 106V105H155ZM158 106V105H157ZM251 106V105H250ZM250 106H248L249 108H250ZM0 107H2V106H0ZM31 107V106H30ZM179 107V106H178ZM183 107V106H182ZM246 107V106H245ZM247 107V108H248ZM157 108V107H156ZM25 109V108H24ZM30 109H32V108H30ZM37 109V108H36ZM79 109V108H78ZM177 109V108H176ZM175 109V110H176ZM179 109V108H178ZM27 110V109H26ZM39 110V109H38ZM96 110H98V109H96ZM125 110V109H124ZM135 110H133V111H135ZM215 110V109H214ZM245 110H246V108H245ZM22 111V110H21ZM28 111V110H27ZM152 111H154L155 112V110L153 109ZM179 111V110H178ZM193 111V110H192ZM26 112V111H25ZM32 112V111H31ZM35 112V111H34ZM37 112V111H36ZM93 112H94V110H93ZM181 112V111H180ZM184 112V111H183ZM220 112V111H219ZM218 112V113H219ZM22 113V112H21ZM28 113V112H27ZM30 113V112H29ZM69 113H71V115L70 116H68V119H66V117H67V115L69 114ZM95 113L96 112H94V115H95ZM157 113V112H156ZM194 112H192V114H193ZM89 114V113H88ZM98 114V113H97ZM154 114V113H153ZM183 114V113H182ZM190 114V113H189ZM220 114H221V112H220ZM24 115H26V114H24ZM84 115V114H83ZM91 115V114H90ZM172 115V114H171ZM249 115V114H248ZM30 116V115H29ZM123 116V115H122ZM178 116V115H177ZM189 116V115H188ZM195 116V115H194ZM214 116V115H213ZM20 117H22V116H20ZM95 117V116H94ZM180 117V116H179ZM26 118V117H25ZM30 118V117H29ZM42 118V119H43ZM173 118V117H172ZM185 118V117H184ZM183 118V119H184ZM207 118V117H206ZM246 118H247V116H246ZM67 120V122L65 123L66 125L62 128V130H60V127L62 126L61 125V123L63 124V121L64 120ZM91 119V118H90ZM174 119V118H173ZM172 119V120H173ZM20 120V119H19ZM94 120V119H93ZM249 120V119H248ZM248 120L246 121V122H248ZM189 121V120H188ZM21 122H22V119H21ZM20 122V123H21ZM28 122V121H27ZM106 122V121H105ZM174 122V121H173ZM210 122H213V121H210ZM155 123V122H154ZM177 123V122H176ZM183 123V122H182ZM22 125H23V123H21ZM208 124V123H207ZM247 124H249V123H247ZM257 124H256V127H257ZM36 125V124H35ZM39 125V124H38ZM60 125V126H59ZM96 125V124H95ZM106 125V124H105ZM113 125V124H112ZM175 125V124H174ZM181 125V124H180ZM205 125V124H204ZM213 125V124H212ZM250 125V124H249ZM27 126H29V125H27ZM110 126V125H109ZM130 126V125H129ZM23 127V126H22ZM26 127V126H25ZM205 127H207V126H205ZM208 127H209V124H208ZM249 127V126H248ZM15 129H14V131H17V128L16 127H14ZM20 128H21V126H20ZM29 128V127H28ZM34 128V127H33ZM37 128V127H36ZM96 128H97V126H96ZM102 128V127H101ZM127 128H130L129 130V132H131V129H134L135 127H127ZM94 129V128H93ZM125 129V128H124ZM171 129H173V128H171ZM176 129V128H175ZM175 129H173V130H175ZM182 129V128H181ZM193 129V128H192ZM196 129V128H195ZM250 129V128H249ZM13 130V129H12ZM18 130H20V129H18ZM35 130V129H34ZM41 130V129H40ZM82 130V129H81ZM102 130V129H101ZM105 130V129H104ZM116 130V129H115ZM136 130H137V128H136ZM165 130V129H164ZM177 130V129H176ZM197 130V129H196ZM28 131V130H27ZM80 131V130H79ZM90 131V130H89ZM117 131V130H116ZM145 131V132H146ZM179 131H180V129H179ZM189 131H191L190 129H189ZM188 131V132H189ZM207 131V130H206ZM211 131V130H210ZM249 131V130H248ZM252 131V130H251ZM13 132V131H12ZM81 132V131H80ZM84 132V131H83ZM102 132V131H101ZM119 132V131H118ZM122 132V131H121ZM128 132V131H127ZM133 132L136 134V132H135V129L133 130ZM133 132H132V134H133ZM172 132V131H171ZM175 132V131H174ZM173 132V133H174ZM186 132V131H185ZM263 132V131H262ZM15 133V132H14ZM14 133H12V136H13V134ZM21 133V132H20ZM36 133V132H35ZM58 133H60L61 134V136L58 134ZM110 132H108V136H110V134H109ZM115 133H117V132H115ZM177 133V132H176ZM17 134V133H16ZM37 134V133H36ZM98 134V133H97ZM100 134V133H99ZM129 134V133H128ZM131 134V133H130ZM129 134V135H130ZM131 134V136H133ZM171 134V133H170ZM180 134V133H179ZM183 134V133H182ZM191 134H192V132H191ZM206 134H209V129H208V133L206 132ZM115 135V134H114ZM118 135V134H117ZM127 135V134H126ZM175 135V134H174ZM173 135V136H174ZM11 136V137H12ZM15 136V135H14ZM14 136H13V138H14ZM37 136V135H36ZM38 136H40V135H38ZM37 136V137H38ZM104 136V135H103ZM116 136V135H115ZM115 136H112V137H114V138H116V140H117V137H115ZM181 136V135H180ZM188 136H190V135H188ZM10 137V140H12V138ZM51 137V136H50ZM90 137V136H89ZM97 137V136H96ZM120 137V136H119ZM118 137V138H119ZM185 137V136H184ZM204 137H207V136H204ZM30 138H35V137H30ZM120 138H122V136L120 137ZM135 138H136V136H135ZM149 138V137H148ZM196 138V137H195ZM15 139V138H14ZM22 139V138H21ZM28 139V138H27ZM37 139V138H36ZM45 139H48V138H45ZM51 139V138H50ZM90 139V138H89ZM105 139H106V137H105ZM147 139V138H146ZM188 139V138H187ZM38 140V139H37ZM104 140V139H103ZM108 140V139H107ZM122 140V139H121ZM208 140V139H207ZM15 141V140H14ZM30 141V140H29ZM100 141H101V139H100ZM100 141H99V143H100ZM119 141H120V139H119ZM149 141H151V140H149ZM148 141V142H149ZM195 141V140H194ZM32 142V141H31ZM57 142H58V144H57ZM109 142V141H108ZM132 142V141H131ZM9 143H11V142H9ZM14 143V142H13ZM19 143V142H18ZM21 143H22V141H21ZM35 143V142H34ZM38 143V142H37ZM138 143V142H137ZM12 144V143H11ZM25 144V143H24ZM84 144V143H83ZM97 144V143H96ZM34 145V144H33ZM101 145H102V143H101ZM119 145H121L120 143H119ZM136 146H137V144H135ZM141 145V144H140ZM145 145V144H144ZM149 145L150 144H148L147 146L149 147ZM152 145H153V143H152ZM227 145V144H226ZM26 146V145H25ZM97 146V145H96ZM105 146V145H104ZM23 147V146H22ZM32 147V146H31ZM48 147V146H47ZM119 147V146H118ZM126 147V146H125ZM132 147V146H131ZM147 147V148H148ZM151 147V146H150ZM16 148V147H15ZM20 148V147H19ZM18 148V150H17V155H18V157H17V159L18 160H22L23 159V157L25 156V150L24 149H22V148H20L19 149ZM35 148V147H34ZM43 148V147H42ZM96 148V147H95ZM98 148H102V147H98ZM128 148V147H127ZM127 148H125L126 150H127ZM133 148V147H132ZM146 148V147H145ZM28 149V148H27ZM106 149V148H105ZM105 149H103V150H105ZM129 149V148H128ZM11 150V149H10ZM15 150V149H14ZM24 150V151H23ZM123 150V149H122ZM143 150H144V148H143ZM151 150V149H150ZM16 151V150H15ZM49 151V150H48ZM107 151V150H106ZM191 151V150H190ZM31 152H32V150H31ZM108 152V151H107ZM150 152V151H149ZM153 152V151H152ZM233 152V151H232ZM15 153V152H14ZM48 153H50V152H48ZM100 153V152H99ZM5 154V153H4ZM155 154V153H154ZM233 154V153H232ZM16 155V154H15ZM16 155V156H17ZM98 155V154H97ZM147 155H148V153H147ZM234 155V154H233ZM15 156V157H16ZM149 156V155H148ZM236 156V155H235ZM237 157V156H236ZM235 157V158H236ZM1 158V157H0ZM235 158H233V159H235ZM240 158V157H239ZM243 159V158H242ZM248 159V158H247ZM250 159H252V158H250ZM238 160V159H237ZM82 161V162H83ZM90 161V160H89ZM239 161V160H238ZM24 162V161H23ZM150 162V161H149ZM244 162H246V161H244ZM257 162V161H256ZM20 163V162H19ZM26 163V162H25ZM235 163H236V161H235ZM28 164V163H27ZM193 164V163H192ZM240 164V163H239ZM238 164V165H239ZM243 164V163H242ZM247 164V163H246ZM253 164H255V163H253ZM44 165V164H43ZM84 165V164H83ZM234 165V164H233ZM45 166V165H44ZM52 166V165H51ZM240 166V165H239ZM53 167V166H52ZM131 167H132V165H131ZM169 167V168H168ZM156 168V167H155ZM168 169H169V171H168ZM233 169V168H232ZM236 169V168H235ZM188 170V169H187ZM203 170V169H202ZM237 170V169H236ZM235 170V171H236ZM44 171V170H43ZM238 171H239V169H238ZM185 172V171H184ZM202 172V171H201ZM189 173V172H188ZM52 174H53V172H52ZM206 174V173H205ZM5 175V173H4V171H3V169H1V167H0V176H4ZM128 176V175H127ZM174 176V175H173ZM177 176V175H176ZM180 176V175H179ZM262 176V175H261ZM54 177V176H53ZM53 177H48V176H46V175H42L40 178L41 179H39V181H31L30 182V185H31V187H32V191L34 190V195H37L38 197H40V196H44L45 197V195H46V193H44V191L46 190V186H45V184L47 183H49V184H55V183H52L51 182V180H52V178ZM95 177V176H94ZM170 177V178H169ZM207 177V176H206ZM35 178V177H34ZM173 178V177H172ZM204 178V177H203ZM225 178V177H224ZM102 179H104V177L102 178ZM133 179V178H132ZM175 179V178H174ZM173 179V180H174ZM206 179V178H205ZM261 179V178H260ZM63 180V181H64ZM92 180V179H91ZM175 181H176V179H175ZM174 181V182H175ZM178 181V180H177ZM225 181V180H224ZM260 181V180H259ZM3 182H5L6 184H5V187H6V185H7V187L8 188H10V186H11V183H9L8 182V179H4L3 180ZM103 182V181H102ZM143 182V181H142ZM173 182V183H174ZM57 183V182H56ZM89 183V182H88ZM263 183V182H262ZM64 184V183H63ZM77 184V183H76ZM87 184V183H86ZM89 184H91V183H89ZM103 185L101 186V188H103V189H105V183H102ZM203 184H204V191H206V194H207V196H211L210 194H209V189H210V187H209V181H208V179L207 180H204L203 181ZM223 184V183H222ZM202 185V184H201ZM224 185V184H223ZM91 186V185H90ZM171 186H172V184H171ZM179 186V185H178ZM200 186V185H199ZM30 187V186H29ZM95 187V186H94ZM181 187V186H180ZM184 187V186H183ZM64 188H65V193L67 194V192L68 193H70L69 191H68V186L67 185H64ZM75 188V189H74ZM73 189V191H76V187H74ZM97 188V187H96ZM31 189V188H30ZM90 189V188H89ZM102 189V191H105V190H103ZM144 189V188H143ZM153 189V188H152ZM51 190V189H50ZM54 190H55V188H54ZM54 190H52L50 193L51 194H54L53 192H54ZM77 190H78V188H77ZM100 190V189H99ZM108 190V189H107ZM106 190V191H107ZM118 190V189H117ZM142 190V189H141ZM119 191H121V190H119ZM56 192V191H55ZM77 192V191H76ZM118 192V191H117ZM125 192L129 195V197L131 196V197H135V198H139V196H140V191H139V188H138V186L135 184V183H132V182H126V189H125ZM146 192V191H145ZM144 192V193H145ZM154 192V191H153ZM107 193V192H106ZM205 194V195H206ZM74 195H76V194H74ZM26 196V195H25ZM31 196H32V194H31ZM36 196V197H37ZM42 196V197H43ZM105 196V195H104ZM174 196V197H173ZM76 197V196H75ZM172 197L174 198V200L172 201ZM17 198H19V201L17 202ZM50 198V197H49ZM1 199V198H0ZM46 199V198H45ZM110 205H112V204H110ZM36 209V208H35ZM108 209H109V207H108ZM33 208H32V206L31 205H29L28 203H27V201H26V199H25V197H24V194L23 195H21L19 192L18 193H14L13 194V196H12V198L10 197V198H8L7 199V201H4V200H0V244L4 241V239H6L8 236H10L12 233H15V231L18 229V228H20V227H22L23 229H22V232H19L18 233V235L17 236H15L12 240H10L9 242H7V243H5L4 245H2V246H0V264H32L33 263V261L34 260H39L40 258H41V256L45 253V252H47V251H49L50 253H55L56 252V249H57V245H55V246H53V243L51 242L52 240H53V236H52V233L50 232V231H48V232H46V230H44L45 229V227H44V229L42 228V227H40V226H35L34 225V222H35V219H36V212H35V215H34V213H33ZM37 210V209H36ZM16 212H18V215H19V219H20V221H18L17 219H16V217H15V213ZM48 211H47V209L45 208V214H44V212H43V216L44 217H46L45 215H48ZM41 213H38V215H40ZM50 214V213H49ZM68 214V213H67ZM107 215H108V217H106L105 218V228H106V231H105V233H104V236H103V239H104V247L102 248L103 249V251L101 252V254H100V256H97L96 254H94L92 251H91V253H89L90 254V257H92L93 259H94V263L93 264H111V263H109V259L111 258L110 257V248L112 247H109L110 245V243L108 244V236H112L113 237V239L115 238V239H117L116 237H115V234H114V231H113V216L111 215V210L109 209V211H108V213H107ZM246 215V214H245ZM245 215H244V217H245ZM42 216V217H43ZM38 217V216H37ZM39 218V217H38ZM41 220V219H40ZM51 220V219H50ZM246 220V219H245ZM47 221V220H46ZM52 221V220H51ZM49 222V221H48ZM76 222V221H75ZM81 222V221H80ZM38 223V222H37ZM44 223V222H43ZM45 224V223H44ZM46 224H48V223H46ZM53 224V223H52ZM85 224V223H84ZM84 224L83 225H80L79 227H77V228H74V227H72V229H71V235H70V238L76 243V244H81L82 246L81 247H83V245L86 247V246H89V245H91V242H93L92 241V238H93V236H94V234H93V231L91 232L90 230H85L84 229ZM73 225H75V224H73ZM213 224L212 223H208V228H210L211 226H212ZM76 227V226H75ZM80 229V230H79ZM85 231H84V230ZM21 230V229H20ZM126 230V229H125ZM17 232V231H16ZM127 232H129V229L128 230H126V232H123V233H121V234H118V241H116L117 243H116V246H115V249L113 250L114 251V263L113 264H126V263H129L130 262V257H129V253H128V244H127V241H126V238L128 237L126 234H127ZM187 232L189 233V234H187ZM225 232V231H224ZM158 233H164V231H161V230H159L158 229ZM227 233V232H226ZM14 235V234H13ZM127 236V237H126ZM228 237V236H227ZM58 238H59V240H64L65 238H63V237H60V234H58ZM69 238V239H70ZM129 238V237H128ZM128 241H130V239L128 240ZM165 241V240H164ZM168 241V240H167ZM158 244V243H157ZM59 245H61V244H59ZM131 245V244H130ZM79 246V245H78ZM80 247V248H81ZM156 247V246H155ZM114 248V247H113ZM78 249V248H77ZM82 249V248H81ZM85 249V248H84ZM186 249V250H185ZM99 250V249H98ZM89 251H90V249H89ZM99 252V253H100ZM96 253V252H95ZM131 256V255H130ZM254 257V256H253ZM113 258V257H112ZM163 260V259H162ZM92 261V260H91ZM39 263V262H38ZM72 263V262H71ZM80 264V263H79Z\"/></svg>",
    "mask_w": 264,
    "mask_h": 264
}]
</instances>
